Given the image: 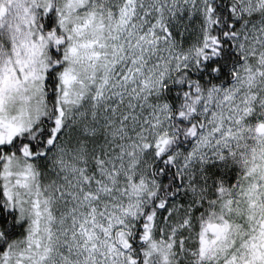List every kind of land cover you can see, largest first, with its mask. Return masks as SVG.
<instances>
[{
	"label": "snow or ice",
	"instance_id": "snow-or-ice-1",
	"mask_svg": "<svg viewBox=\"0 0 264 264\" xmlns=\"http://www.w3.org/2000/svg\"><path fill=\"white\" fill-rule=\"evenodd\" d=\"M0 264H264V0H0Z\"/></svg>",
	"mask_w": 264,
	"mask_h": 264
}]
</instances>
